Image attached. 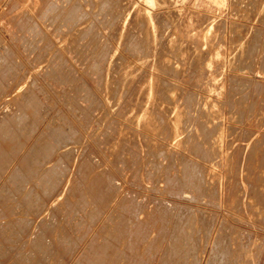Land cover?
<instances>
[{"label":"rangeland","instance_id":"obj_1","mask_svg":"<svg viewBox=\"0 0 264 264\" xmlns=\"http://www.w3.org/2000/svg\"><path fill=\"white\" fill-rule=\"evenodd\" d=\"M0 264H264V0H0Z\"/></svg>","mask_w":264,"mask_h":264}]
</instances>
